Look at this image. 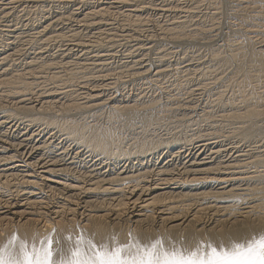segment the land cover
I'll return each mask as SVG.
<instances>
[{
	"label": "bare ground",
	"instance_id": "1",
	"mask_svg": "<svg viewBox=\"0 0 264 264\" xmlns=\"http://www.w3.org/2000/svg\"><path fill=\"white\" fill-rule=\"evenodd\" d=\"M262 85L264 0H0V246L259 239Z\"/></svg>",
	"mask_w": 264,
	"mask_h": 264
},
{
	"label": "snow or ice",
	"instance_id": "2",
	"mask_svg": "<svg viewBox=\"0 0 264 264\" xmlns=\"http://www.w3.org/2000/svg\"><path fill=\"white\" fill-rule=\"evenodd\" d=\"M67 239L71 240L72 237ZM17 241L18 237L13 235L6 244L0 246V264H264V234L259 239H251L246 245L239 242L232 244V251H218L217 246L209 243L207 247L211 251L207 256L200 254L199 247L189 250L187 254L179 248L166 250L161 239L155 240L150 246L136 242L117 243L111 250L107 242L97 243L88 239L86 243L92 253L88 255L79 247L85 242L84 236L80 235L75 239V246L67 250L70 251V258H64L66 250L52 236L40 239L39 247L35 240L31 245L27 240H19L18 254L10 251V248H15ZM54 243L57 252L62 254L59 260L54 259ZM128 248H135V255H122Z\"/></svg>",
	"mask_w": 264,
	"mask_h": 264
}]
</instances>
